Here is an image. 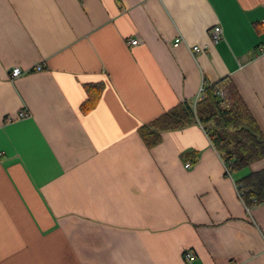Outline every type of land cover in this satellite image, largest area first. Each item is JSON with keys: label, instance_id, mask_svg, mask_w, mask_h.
<instances>
[{"label": "crops", "instance_id": "0c3cea01", "mask_svg": "<svg viewBox=\"0 0 264 264\" xmlns=\"http://www.w3.org/2000/svg\"><path fill=\"white\" fill-rule=\"evenodd\" d=\"M263 18L264 0H0V264H264V201L247 210L204 127L137 132L225 79L264 136Z\"/></svg>", "mask_w": 264, "mask_h": 264}, {"label": "trees", "instance_id": "16d2710c", "mask_svg": "<svg viewBox=\"0 0 264 264\" xmlns=\"http://www.w3.org/2000/svg\"><path fill=\"white\" fill-rule=\"evenodd\" d=\"M221 85L224 95L213 96V88ZM103 85L87 86V99L82 104L89 110L97 103ZM194 100H183L137 128L147 148L160 143L161 131L179 129L198 121L223 162H229L235 182L241 184V199L251 206L253 198L264 199V167L250 166L264 158V136L237 89L226 81L209 84L204 97L193 107ZM245 172V173H244ZM238 177V178H237Z\"/></svg>", "mask_w": 264, "mask_h": 264}, {"label": "built area", "instance_id": "2783aa9c", "mask_svg": "<svg viewBox=\"0 0 264 264\" xmlns=\"http://www.w3.org/2000/svg\"><path fill=\"white\" fill-rule=\"evenodd\" d=\"M261 23L262 25L264 26V18L261 20ZM222 36V31H221V28L220 26L216 25V26H213L212 28V31H211V34H210V41L212 43H215L217 42L218 40H220ZM181 39L179 37L175 38L174 42H173V46H176L180 43ZM139 41L136 39V38H132V39H129L127 41V44H130V45H136L138 44ZM191 52L192 53H199V52H202L203 50V47L200 46V45H193L191 46L190 48ZM259 50H261V48H259ZM34 68L36 70H40L42 69V65L41 64H35ZM24 72V70L19 67V66H14L10 69L9 73H8V76L11 80L19 77L20 75H22ZM209 84H203L200 89H199V92L197 93V95L195 96L194 98V101H193V107L195 106V103L202 99L204 97V92H205V88L208 86ZM224 95V90L222 88L221 85H217L213 88V96L217 97V98H221L222 96ZM24 115H27V112H23ZM191 166V160H187L185 163H184V167L185 168H189ZM223 168H224V174L229 177L230 179L232 178V171H231V168H230V163L229 162H223ZM234 185L236 186V190L238 192V195L239 197L241 198V191H240V184H237L236 182H234ZM264 201V199H263ZM259 201L256 200L255 198H253V201H252V205L254 204H257ZM247 210L250 208V206H246ZM183 257L184 259H187V260H193L195 258L193 252L189 249H186L184 252H183Z\"/></svg>", "mask_w": 264, "mask_h": 264}, {"label": "rangeland", "instance_id": "374dc122", "mask_svg": "<svg viewBox=\"0 0 264 264\" xmlns=\"http://www.w3.org/2000/svg\"><path fill=\"white\" fill-rule=\"evenodd\" d=\"M232 175H234V173L232 172Z\"/></svg>", "mask_w": 264, "mask_h": 264}]
</instances>
